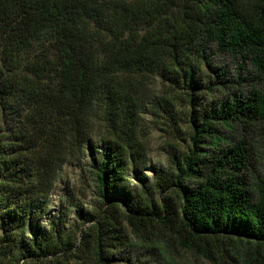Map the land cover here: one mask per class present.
Wrapping results in <instances>:
<instances>
[{
  "label": "trees",
  "instance_id": "trees-1",
  "mask_svg": "<svg viewBox=\"0 0 264 264\" xmlns=\"http://www.w3.org/2000/svg\"><path fill=\"white\" fill-rule=\"evenodd\" d=\"M218 54L249 59L255 85L234 87ZM148 104L189 141L131 185ZM263 142L264 0H0V264H264ZM84 149L88 225L69 222L68 196L44 220Z\"/></svg>",
  "mask_w": 264,
  "mask_h": 264
},
{
  "label": "rangeland",
  "instance_id": "rangeland-1",
  "mask_svg": "<svg viewBox=\"0 0 264 264\" xmlns=\"http://www.w3.org/2000/svg\"><path fill=\"white\" fill-rule=\"evenodd\" d=\"M216 66L224 68L234 87L244 93L250 89L255 82L248 80L249 73L253 68L249 59H236L228 54H218ZM241 77L243 82L238 83ZM148 86L152 96L161 95L162 88L160 81L155 76H150ZM174 92L171 91V96ZM180 97L182 93L179 92ZM176 99L175 109L184 117L183 111L187 109L186 103L180 97ZM140 128L143 132L148 149V159L146 164L137 172L129 170L127 178L132 185L141 186L144 181L152 180L158 173L168 170V152L171 150L170 144L177 148H186L188 138V127L186 121L178 120L174 125L167 113L158 110L154 111L151 104H148L142 113ZM224 136L228 135L226 130L221 131ZM237 137H242V132L236 129ZM254 138H257L254 136ZM264 144V142H263ZM264 146V145H263ZM261 159V173L264 174V152H259ZM70 197L74 206L69 217V222L75 227L88 225L86 216L90 215L93 209L98 206L96 193V181L92 174L91 158L89 151L84 149L76 154H69L65 157L63 164L59 168L56 181L48 197L49 210L45 214L44 220H48L57 212L60 202L66 197ZM199 261H203L199 259Z\"/></svg>",
  "mask_w": 264,
  "mask_h": 264
}]
</instances>
